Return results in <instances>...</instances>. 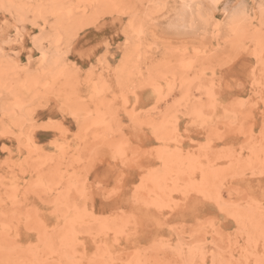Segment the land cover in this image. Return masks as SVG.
Listing matches in <instances>:
<instances>
[{
  "label": "rangeland",
  "instance_id": "1",
  "mask_svg": "<svg viewBox=\"0 0 264 264\" xmlns=\"http://www.w3.org/2000/svg\"><path fill=\"white\" fill-rule=\"evenodd\" d=\"M261 19L264 0H0V264H259Z\"/></svg>",
  "mask_w": 264,
  "mask_h": 264
},
{
  "label": "bare ground",
  "instance_id": "2",
  "mask_svg": "<svg viewBox=\"0 0 264 264\" xmlns=\"http://www.w3.org/2000/svg\"><path fill=\"white\" fill-rule=\"evenodd\" d=\"M253 2H254V0H253ZM258 4H260V3H258ZM260 5H261V4H260ZM260 5H259V6H260ZM238 9H239V8H238ZM261 14H262V13H261ZM258 15H259V14H258ZM262 16H263V15H262ZM262 16H260V17H262ZM262 18H263V17H262ZM246 19H247V18H246ZM255 19H256V18H255ZM261 20H262V22H264L263 19H261ZM251 21H252V20H251ZM259 22H260V21H259ZM260 23H261V22H260ZM228 24H229V23H228ZM260 25H261V24H260ZM263 25H264V24H263ZM263 29H264V28H263ZM253 30H254V29H253ZM263 90H264V89H263ZM263 93H264V92H263ZM195 187H196V186H195ZM195 187H194V188H195ZM212 187H213V186H211V188H212ZM186 188H187V187H186ZM201 188H202V187H201ZM207 188H208V187H207ZM211 188H208V189L211 190ZM191 189H192V188H191ZM191 189H190V190H191ZM204 189H205V188H204ZM208 189H207V190H208ZM190 190H189V191H190ZM192 190H193V189H192ZM184 191H186V189H185ZM198 192H200V191H198ZM204 192H205V190H204ZM207 192H208V191H207ZM210 192H211V194H213V190H211ZM196 193H197V190H196ZM202 194H203V193H202ZM215 195H216V194H213L212 196H214V198L216 199V196H215ZM209 197H210V196H209ZM253 199H254V198H253ZM163 201H164V200H163ZM177 203H178V202H177ZM177 203H176V206H178ZM181 203H184V202H181ZM255 203H257V202H255ZM262 203H264V202H262ZM159 204H160V205L162 204L161 201H160ZM164 204H165V203H164ZM165 205H166V204H165ZM186 205H187V204H186ZM218 205H219V203H218ZM176 206H174V208H177ZM183 207H184V206H183ZM218 208H220V207H218ZM177 209H178V208H177ZM262 211H263V210H262ZM135 212H136V211H135ZM139 213H140V212H139ZM144 213H145V212H144ZM261 213H262V212H261ZM133 215H134V214H133ZM135 215H136V214H135ZM135 215H134V216H135ZM262 215H263V213H262ZM263 216H264V215H263ZM132 219H134V218H132ZM146 219H147V218H146ZM182 219H183V218H182ZM142 220H144V219H142ZM134 221H135V220H134ZM180 221H181V220H180ZM135 222H136V221H135ZM178 222H179V221H178ZM210 222H212V221H210ZM210 222H209V223L207 222V224L210 225V226H208V227H211ZM197 228H199V227H197ZM202 229H203V225H202ZM202 229H201V230H202ZM206 229H207V227L205 226V230H206ZM195 230H196V229H195ZM199 230H200V228L198 229V231H199ZM201 230H200V231H201ZM203 230H204V229H203ZM205 230H204V232H207V231H205ZM210 230H212V228H211ZM196 231H197V230H196ZM198 231H197V232H198ZM205 234H207V233H205ZM177 235H178V234H177ZM196 235H197V234H196ZM197 237H198V236H197ZM204 237H205V236H204ZM198 238H199V237H198ZM249 239H250V238H249ZM249 239H248V240H249ZM166 240H167V239H166ZM248 240L245 239V242L248 241ZM164 241H165V240H164ZM192 241H193V240H192ZM197 241H198V240H197ZM199 241H200V240H199ZM249 241H250V243H251V242H252V243H251L250 245L248 244L247 246H248V250L250 249L249 251H251V247H249V246H251L252 244L255 245L254 242L256 241V239H255V241H254V238H253L252 241H251V239H250ZM253 241H254V242H253ZM175 242H176V241H175ZM178 242H179V241H178ZM178 242H177V243H178ZM185 242H186V241H185ZM167 243H169V242L167 241L166 244H167ZM230 243H231V242H229V244H230ZM166 244H165V245H166ZM227 244H228V243H227ZM246 244H247V242H246ZM263 244H264V243H263ZM167 245H168V244H167ZM167 245H166V246H167ZM172 245H173V243H172ZM162 246H163V244H162ZM166 246H165V247H166ZM169 246H170V243H169ZM169 246H168V247H169ZM174 246H175V243H174ZM194 246H195V245H194ZM243 246L245 247V245H243ZM243 246H242V248H243ZM263 246H264V245H262V247H263ZM168 247H166V249H167ZM262 247H261V249H262ZM174 248H175V247H174ZM194 248H195V247H194ZM253 248H256V245H255V247L253 246L252 249H253ZM182 249H183V247H182L180 250H182ZM190 249H191V247H190ZM196 249H197V247H196ZM243 249H245V248H243ZM263 249H264V248H263ZM138 250H139V249H138ZM163 250H165V249H163ZM172 250H175V249L172 248ZM186 250H187V249H186ZM253 250H254V249H253ZM133 251H134V250H133ZM133 251H132V252H133ZM187 251H189V249H188ZM191 251H192V250H191ZM132 252H131V254H132ZM138 252H140V251H138ZM176 252H177V251H176ZM242 252H243V250H242ZM255 252H256V250H255ZM263 252H264V250H263ZM136 253H137V251H136ZM244 253H245V252H244ZM251 253H252V252H250V255H249V256H252ZM260 253H261V252H260ZM260 253H259V254H260ZM129 254H130V253H129ZM137 254H138V253H137ZM137 254H135V255H136L135 257L138 256ZM246 254L248 255L247 251H246ZM255 254H256V253H255ZM132 255L134 256V252H133ZM247 255H244V256L248 257ZM261 255H263V254H261ZM254 256H255V255H254ZM259 256H260V255H259ZM263 256H264V255H263ZM263 256L258 257V255H257L256 258L258 257V258L262 261V259H264ZM261 257H263V258H261ZM129 258H134V257L130 256ZM200 258H201V257H200ZM252 258L254 259V257H252ZM259 259H258V263L261 264L262 262H261V261L259 262ZM263 261H264V260H263Z\"/></svg>",
  "mask_w": 264,
  "mask_h": 264
}]
</instances>
